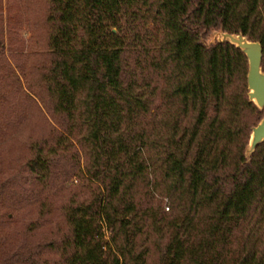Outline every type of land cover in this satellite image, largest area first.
Listing matches in <instances>:
<instances>
[{"label": "trees", "instance_id": "obj_1", "mask_svg": "<svg viewBox=\"0 0 264 264\" xmlns=\"http://www.w3.org/2000/svg\"><path fill=\"white\" fill-rule=\"evenodd\" d=\"M21 2L28 52L16 72L0 47V106L23 90L26 107L18 127H0V166L31 173L44 209L62 181L55 159L78 147L69 178L88 186L30 253L264 264V142L244 157L263 111L248 101L246 56L205 43L242 32L260 42L264 71V0Z\"/></svg>", "mask_w": 264, "mask_h": 264}, {"label": "rangeland", "instance_id": "obj_2", "mask_svg": "<svg viewBox=\"0 0 264 264\" xmlns=\"http://www.w3.org/2000/svg\"><path fill=\"white\" fill-rule=\"evenodd\" d=\"M29 36L21 0H0V47L16 72L28 52ZM6 84L8 80L0 75V85ZM8 95V104L0 106V127H18L24 119L25 91L9 90ZM55 161L60 163L62 181L52 183L44 192L48 198L44 209L39 206L42 185L31 173L20 166H0V264H66L62 255L30 253L33 244L61 224V208L70 197H88L87 184L69 178L78 161L82 162L79 148L74 147ZM108 237L105 231L104 240Z\"/></svg>", "mask_w": 264, "mask_h": 264}, {"label": "water", "instance_id": "obj_3", "mask_svg": "<svg viewBox=\"0 0 264 264\" xmlns=\"http://www.w3.org/2000/svg\"><path fill=\"white\" fill-rule=\"evenodd\" d=\"M224 42L232 44L238 50L240 49L246 56V88L248 89V101L263 111V115L259 118L257 124L251 127L248 142L244 149V157H246L248 162L258 144L264 142V71L261 66L262 46L259 41L248 39L242 32L231 33L223 29L212 30L205 43L207 46H210L215 43L222 44Z\"/></svg>", "mask_w": 264, "mask_h": 264}]
</instances>
